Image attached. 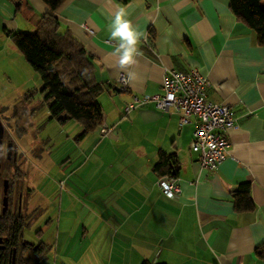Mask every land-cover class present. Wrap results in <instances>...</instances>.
Here are the masks:
<instances>
[{
	"label": "crops",
	"instance_id": "crops-1",
	"mask_svg": "<svg viewBox=\"0 0 264 264\" xmlns=\"http://www.w3.org/2000/svg\"><path fill=\"white\" fill-rule=\"evenodd\" d=\"M121 8L144 34L141 55L124 70L112 55L116 44L108 32ZM46 12L42 0H21L18 11L12 0H0V54L11 41L5 29L33 33ZM55 16L61 32H69L91 56L103 87L98 103L106 130L102 125L76 137L87 156L85 199L98 217L85 232L97 231V246L105 252L101 261L264 264L254 254L264 243V46L232 13L229 0H66ZM193 69L208 81L206 99L229 106L237 125L214 171L202 169L190 149L194 119L181 125L177 113L153 104L124 111L134 96L161 94L167 72ZM161 153L178 170L176 199L166 197L157 183L154 165ZM70 177L58 180L61 189ZM246 182L255 210L238 214L231 191ZM87 242L86 256L95 251L94 240Z\"/></svg>",
	"mask_w": 264,
	"mask_h": 264
},
{
	"label": "rangeland",
	"instance_id": "rangeland-1",
	"mask_svg": "<svg viewBox=\"0 0 264 264\" xmlns=\"http://www.w3.org/2000/svg\"><path fill=\"white\" fill-rule=\"evenodd\" d=\"M261 5L264 7V1ZM8 43L0 54V155L6 153L9 143L17 147L26 159L19 169L25 186L32 190L29 208L38 201L43 209L39 219L24 230V239L35 247L40 243L53 247L41 264H119L102 262L105 252L97 246V231L85 232L90 221L97 222L98 217L88 209L90 199H85L87 192L82 184L87 178L82 176L87 156L76 138L81 133L80 124L74 120L60 124L50 119L40 75L12 41ZM63 161L66 164L62 165ZM67 175L71 177L61 189L58 180ZM87 239L94 240L95 259L93 253L86 256ZM81 248L86 250L84 254Z\"/></svg>",
	"mask_w": 264,
	"mask_h": 264
},
{
	"label": "trees",
	"instance_id": "trees-1",
	"mask_svg": "<svg viewBox=\"0 0 264 264\" xmlns=\"http://www.w3.org/2000/svg\"><path fill=\"white\" fill-rule=\"evenodd\" d=\"M48 7L33 33L11 32L5 34L21 52L26 62L37 72L42 81L44 100L47 103L50 119L64 124L69 120L81 126L79 138L101 128L105 122L102 107L96 98L103 91L102 85L95 78V69L91 56L84 47L69 33L61 32L56 11L66 0H42ZM264 0H229V8L239 21L249 27L256 36L259 46H264ZM16 11L20 10L21 0H12ZM1 165V155H0ZM158 176H177V168L171 157L161 153L154 165ZM235 213H250L255 210L251 197L250 183H242L231 191ZM8 219L0 215V236L12 231ZM19 234L24 232L20 229ZM17 248L14 264H41L48 252V247L20 246ZM30 250V251H27ZM255 256L264 261V243L254 250ZM27 255V256H25ZM10 258V256H9ZM0 259V264H11V258ZM141 264H151L143 261Z\"/></svg>",
	"mask_w": 264,
	"mask_h": 264
},
{
	"label": "built area",
	"instance_id": "built-area-1",
	"mask_svg": "<svg viewBox=\"0 0 264 264\" xmlns=\"http://www.w3.org/2000/svg\"><path fill=\"white\" fill-rule=\"evenodd\" d=\"M118 81L125 85V76L120 75ZM207 86V79L195 69L189 72L171 70L163 78L161 94L134 96L124 111L129 113L138 107L153 104L162 112L173 110L178 114L181 125L194 119L196 126L190 149L198 154L202 169L214 171L225 158L237 125L229 106L214 104L206 99ZM157 183L170 199H176L181 193L175 176H161Z\"/></svg>",
	"mask_w": 264,
	"mask_h": 264
},
{
	"label": "flooded vegetation",
	"instance_id": "flooded-vegetation-1",
	"mask_svg": "<svg viewBox=\"0 0 264 264\" xmlns=\"http://www.w3.org/2000/svg\"><path fill=\"white\" fill-rule=\"evenodd\" d=\"M0 135L2 136L1 133ZM1 151L0 147V153ZM25 161L26 159L18 153L17 147L12 143H9L6 153L1 156L0 215L8 219V226L10 225L12 231L0 236V259L3 257L8 261L11 258V264L15 263L17 254V248L12 244L29 248L34 246L24 239L23 233L19 234L18 231L32 226L43 211L38 201L29 208L28 199L32 190L25 186L24 174L19 169L20 165L23 167Z\"/></svg>",
	"mask_w": 264,
	"mask_h": 264
},
{
	"label": "clouds",
	"instance_id": "clouds-1",
	"mask_svg": "<svg viewBox=\"0 0 264 264\" xmlns=\"http://www.w3.org/2000/svg\"><path fill=\"white\" fill-rule=\"evenodd\" d=\"M109 41L115 42L112 55L118 56L119 67L124 70L136 64V57L141 55L139 44L144 34L137 31L132 22L126 18V12L121 8L108 25ZM129 76L134 73L129 72Z\"/></svg>",
	"mask_w": 264,
	"mask_h": 264
},
{
	"label": "water",
	"instance_id": "water-1",
	"mask_svg": "<svg viewBox=\"0 0 264 264\" xmlns=\"http://www.w3.org/2000/svg\"><path fill=\"white\" fill-rule=\"evenodd\" d=\"M106 127H107V125L104 123L103 124L104 131L106 130Z\"/></svg>",
	"mask_w": 264,
	"mask_h": 264
}]
</instances>
